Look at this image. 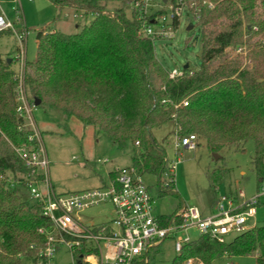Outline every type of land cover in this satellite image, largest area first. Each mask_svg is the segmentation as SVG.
Segmentation results:
<instances>
[{
    "label": "trees",
    "instance_id": "16d2710c",
    "mask_svg": "<svg viewBox=\"0 0 264 264\" xmlns=\"http://www.w3.org/2000/svg\"><path fill=\"white\" fill-rule=\"evenodd\" d=\"M49 1L59 10L68 7L90 13L93 19L75 33L37 32L35 59L23 72L32 102L37 98L39 106L99 129L119 149L137 142L131 166L140 175H154L160 191L163 183L174 192V169L152 129L169 120L176 134H195L216 154L252 140L251 168L257 185L262 183L264 0H209L211 9L201 6L195 21L201 41L199 66L194 71L182 69V75L173 79L155 57L152 42L137 35L135 14L123 7L107 10L100 0ZM119 1L126 6L132 0ZM254 37L258 42H252ZM244 42L247 65L226 52ZM16 87L15 71L0 57V139L4 136L9 142L0 147V264H20L21 256L31 254L29 245L42 241L37 228L49 224L39 207L4 179L25 171L13 147L26 143L30 133L17 128ZM183 100L187 104L179 106ZM223 171L211 173L212 188L221 182ZM183 208L161 216L162 224ZM223 252L255 255L257 264H264V225L255 224L226 243L198 237L182 247L172 264H182L190 256L208 264Z\"/></svg>",
    "mask_w": 264,
    "mask_h": 264
},
{
    "label": "rangeland",
    "instance_id": "374dc122",
    "mask_svg": "<svg viewBox=\"0 0 264 264\" xmlns=\"http://www.w3.org/2000/svg\"><path fill=\"white\" fill-rule=\"evenodd\" d=\"M107 10L114 11L123 7L119 0H100ZM15 8V9H13ZM72 9L63 7L57 9L49 0H0V14H3L12 24V29L0 32V57L10 70L17 71L19 62L15 58L18 47L24 50V69L29 70L28 62L36 56L39 30L63 33H75L80 27L93 19L92 14H81L73 17ZM192 23V29L187 30ZM20 37V39L18 38ZM253 43L258 42L254 37ZM238 48V47H237ZM241 51L228 48L229 55L241 57L243 65L250 64L247 59V44H241ZM201 41L198 29L190 13L183 11L178 19L173 37L168 40L154 42L155 57L165 69L182 71L184 64H188L191 71L199 66ZM10 60V62H7ZM32 119L42 136V142L49 160V176L53 189L58 194H66L83 189L97 187L100 178L106 181L108 172L114 168L131 166V156L138 148L127 145L123 149L116 147L99 129L84 126L76 118H66L59 110L43 106H35ZM154 137L163 144L165 155L174 164V192L168 191L162 183L161 191L154 175L143 173L142 182L148 187L154 198V215L171 214L179 211L183 206H195L201 215L210 214L212 201L218 194H234L236 189L242 191L246 197L260 192L261 184L257 185V178L251 168L254 154L252 140H247L239 149L225 148L216 160L207 148L203 139H197L194 149H174V141L179 136L175 133L172 120L152 129ZM3 142L9 144L3 136ZM224 169L222 180L212 188L210 175L216 169ZM264 183V175L262 184ZM18 194L29 200L25 190L19 189ZM254 221L256 225H264V195L260 197ZM113 214L110 203H101L82 211V219L94 224L107 223ZM191 239H196L198 233L189 230ZM173 242L167 239L149 251V264H172L177 257ZM205 264L198 256L183 259L182 264ZM69 257L64 251L56 256V264H67ZM20 264H31L22 258ZM208 264H257L255 255L229 256L223 252L221 258L210 260Z\"/></svg>",
    "mask_w": 264,
    "mask_h": 264
},
{
    "label": "built area",
    "instance_id": "2783aa9c",
    "mask_svg": "<svg viewBox=\"0 0 264 264\" xmlns=\"http://www.w3.org/2000/svg\"><path fill=\"white\" fill-rule=\"evenodd\" d=\"M201 6L209 10L213 4L209 0H132L128 5L138 22L137 35L150 40L153 47L155 41L173 37L183 11L190 13L195 22ZM80 16V12H73V17ZM12 27L13 24L0 14V32ZM240 51L238 47L236 52ZM15 58L19 62V69L15 71L17 128L30 133L26 143L13 147L25 171L17 173L15 178L6 176L4 179L9 187L25 190L29 200L49 221L47 226L37 228L42 241L30 244L31 254L21 259L26 258L31 264H56V256L64 251L69 257L67 264H149V251L167 239L172 240L174 251L180 253L185 244L195 240L188 235L189 230L196 231L198 237L226 243L255 226V209L264 195V183H261L260 192L250 197L240 190L234 195L218 194L213 210L207 215H201L195 206H184L166 224H162L163 215H154V198L133 166L112 169V177L108 172L107 180L100 186L56 193L49 176V160L42 136L31 115L35 105L23 84V47H18ZM167 72L171 79L183 73L176 69ZM186 104L183 100L179 106ZM196 143L195 134L176 136L174 149H194ZM171 167L174 169L173 163ZM105 202L113 209L107 223L94 224L80 217L82 211Z\"/></svg>",
    "mask_w": 264,
    "mask_h": 264
},
{
    "label": "water",
    "instance_id": "95a60500",
    "mask_svg": "<svg viewBox=\"0 0 264 264\" xmlns=\"http://www.w3.org/2000/svg\"><path fill=\"white\" fill-rule=\"evenodd\" d=\"M192 26H193V24L190 23V24H188V26L186 27V29H187V30H191V29H192ZM7 62H10V60H7ZM182 68H183V69H187V68H188V64H184ZM33 104H34L35 106H39V104H40V100L37 99V98H34V99H33ZM212 155H213L214 159H216V160L219 158V155L216 154V153H213Z\"/></svg>",
    "mask_w": 264,
    "mask_h": 264
},
{
    "label": "crops",
    "instance_id": "0c3cea01",
    "mask_svg": "<svg viewBox=\"0 0 264 264\" xmlns=\"http://www.w3.org/2000/svg\"><path fill=\"white\" fill-rule=\"evenodd\" d=\"M72 11H74V10H72ZM53 30H55V29H53ZM108 176V175H107ZM106 180H107V177H106ZM103 183H105V181L102 179V178H100V183L98 184V185H96V186H100L101 184H103ZM237 190L238 189H236V191H235V193L234 194H236V192H237ZM233 194V195H234ZM212 204H213V206H214V200L212 201ZM213 206L211 205L210 206V212L213 210ZM161 215H167V214H161Z\"/></svg>",
    "mask_w": 264,
    "mask_h": 264
}]
</instances>
